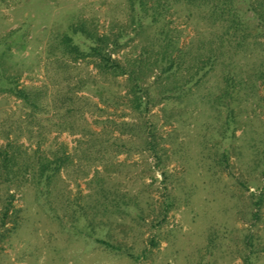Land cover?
I'll return each mask as SVG.
<instances>
[{"label": "rangeland", "instance_id": "374dc122", "mask_svg": "<svg viewBox=\"0 0 264 264\" xmlns=\"http://www.w3.org/2000/svg\"><path fill=\"white\" fill-rule=\"evenodd\" d=\"M126 13L127 0H0V36L16 28L25 33L24 49L14 48L16 70L21 83L40 85L48 82L47 47L57 30L82 17L100 31H108L114 22L125 21ZM166 18V24L178 31L182 46L192 43L206 26L198 15L189 18L188 11L179 7L170 9ZM139 45L138 38L130 41L116 56L132 58L140 51ZM259 48L264 53V45ZM238 60L245 62L241 56ZM81 65L88 80L87 73L95 68ZM220 75L217 72L210 77L181 111L174 103L153 107L151 119L168 148L163 157L167 179L146 152L121 153L112 158V165H94L83 176L77 156L79 134L52 131L40 148L20 138L14 145L20 149L21 164L34 162L41 155L52 156L53 150H63L71 163L48 186L31 173L17 178L16 184L21 186L11 187L13 214L7 223L8 235L0 243V264H264V202L259 217L253 215L264 189V163L254 166L252 158H238L233 152L229 164L216 165L213 141L205 135L215 119L200 97L215 88ZM124 78L85 83L83 92L104 109L86 113L92 128L122 135L128 123L136 122ZM259 97L251 99L242 112L249 133L242 136L243 124L236 131L240 137L234 144L249 141L251 131L264 130V86ZM17 106L13 96L0 94L1 117ZM102 185L133 197L137 204L128 214L120 210L103 214L99 211ZM6 189L0 183V208ZM168 197H173L174 205L166 212ZM82 211L88 218L95 217L92 235L86 231L87 221L79 217ZM74 222L82 230L75 229ZM249 233L254 235L253 253L246 261L243 256L250 251L245 249ZM97 236L120 244L122 249L106 248L95 240Z\"/></svg>", "mask_w": 264, "mask_h": 264}, {"label": "trees", "instance_id": "16d2710c", "mask_svg": "<svg viewBox=\"0 0 264 264\" xmlns=\"http://www.w3.org/2000/svg\"><path fill=\"white\" fill-rule=\"evenodd\" d=\"M173 7L186 9L189 18L198 15L206 25L186 46L180 44L178 31L166 24ZM126 14L125 21L114 22L108 31H100L82 17L57 30L47 47L48 82L40 85L21 83L20 72L16 70L14 48L24 49L25 33L16 28L0 36V94L11 95L18 101L17 109L0 116V183L7 186L0 208V243L10 230L7 223L12 219L14 199L11 187L21 186L16 184L17 178L31 173L48 186L71 163L63 150L61 153L53 150L52 156L41 155L34 162L21 164L20 149L14 145L20 138L25 137L40 148L52 131L79 134L77 156L83 176L94 165H112V158L121 153L146 152L167 179L163 157L167 156L168 148L161 142L163 137L151 119V111L154 106L167 107L169 103L183 110L186 102L217 72L221 75L215 88L200 97L215 119L205 134L213 141L215 164H229L233 152L238 158L249 156L254 166L264 163V130L251 131L246 143L236 145L233 141L240 137L236 131L243 124L246 126L242 136L249 133L242 112L247 110L251 99L259 97L264 86V53L259 52V45H264V0H127ZM137 38L138 54L126 60L116 56ZM240 56L245 61L242 64ZM82 63L95 68L87 73L88 80L82 74ZM120 77H125L123 86L136 122L128 123L122 135H115L110 130L92 128L86 113L104 109L83 91L90 80L98 83L100 79L117 81ZM99 95L104 97L102 93ZM99 194L103 198L99 211L105 215L119 210L128 214L136 203L133 197L126 198L105 185ZM263 202L264 189L255 202L258 207L253 212L255 218L259 217ZM165 204L167 212L174 205L173 197H168ZM79 217L87 221L86 231L92 235L95 217L88 218L85 211ZM73 225L82 230L75 222ZM253 238L252 233L246 236L245 249L250 250L243 256L246 261L253 253L250 248ZM95 240L108 249H122L120 244L102 236ZM213 240L214 237L210 242Z\"/></svg>", "mask_w": 264, "mask_h": 264}]
</instances>
